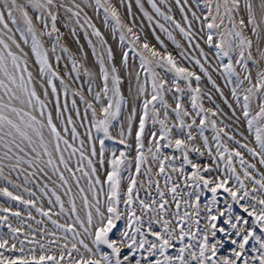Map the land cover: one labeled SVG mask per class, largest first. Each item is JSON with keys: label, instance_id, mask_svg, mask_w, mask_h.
I'll return each instance as SVG.
<instances>
[{"label": "snow or ice", "instance_id": "obj_1", "mask_svg": "<svg viewBox=\"0 0 264 264\" xmlns=\"http://www.w3.org/2000/svg\"><path fill=\"white\" fill-rule=\"evenodd\" d=\"M148 3L164 22L136 0L148 22L180 49V59L159 35L160 48L150 43L111 0H0V194L27 210L24 219L19 208L0 204L6 214L0 224L9 229L7 237L0 233V264H264V170L241 150L264 165V0H203L199 14L188 0H175L179 19L170 15L167 0L168 11L157 0ZM86 8L96 15L102 10L104 27L119 30L118 52ZM61 9L75 21L73 33L83 30L96 61L83 69L91 96L72 90L85 105L83 115L90 111L84 138L67 113L69 84L58 70L61 53H69L79 78L77 57L61 42ZM127 9L131 14V0ZM201 44L214 49L215 67L232 84L234 102L209 72ZM130 55L133 61L138 55L139 65L129 63ZM181 60L207 76L230 117L218 104L205 107V94L215 104L211 92H202L201 74ZM159 69L173 73L171 80ZM71 106L80 116L75 98ZM106 139L122 147L108 148ZM139 176L149 187L143 198ZM153 184L157 196L151 195ZM9 216L19 224L14 227Z\"/></svg>", "mask_w": 264, "mask_h": 264}, {"label": "rangeland", "instance_id": "obj_2", "mask_svg": "<svg viewBox=\"0 0 264 264\" xmlns=\"http://www.w3.org/2000/svg\"><path fill=\"white\" fill-rule=\"evenodd\" d=\"M68 2H70V0H68ZM77 2H80V0H77ZM112 3H116L119 10L121 11L122 17L125 21H130V20H135L136 21V25L137 27L141 30V34L142 36H147V34L145 33L144 28H147L151 34V36L154 38L153 40H150V38L148 39L150 43L155 44L158 48H160L161 46L159 45V43L155 40V35H159L160 38L164 41V43L168 46V49L170 51L173 52L174 55H176L178 57V53L180 51L179 48L176 47V45L168 38L167 34L164 32H161L158 28L157 25H155V23H149L147 17H145L143 15V13L140 11L139 6L136 4V0H131V4H132V9H131V14H129L128 9H127V4L129 2V0H124L123 3H119V0H111ZM183 2V0H182ZM257 2V3H256ZM143 3L145 4V7L148 9L149 12H151L153 14L154 17H156L157 19H160L161 22H164L163 19L161 17H159V15L157 13H155L154 9L151 8V5L148 3V0H143ZM157 3L164 8L165 11H168V8L165 4V0H157ZM168 4H171V12L170 15H174L177 19L180 18V11L179 8L175 5V0H167ZM254 3L258 4L259 0H254ZM188 4L192 5V10H195L197 12V14L200 13V11L204 8L203 5V0H188ZM85 11L88 12V14L92 17L93 21L97 24L98 27L101 28V30L106 34V37L108 39V42L110 44H112L117 52L119 51V44H118V40H119V30L117 29L115 34H112L110 32L109 28L104 27L103 24V11L101 10L99 15H96L93 11V9L91 8H86ZM70 15V13L68 14ZM94 15V16H93ZM57 26L60 29V32L62 33L61 36V42L64 43L69 49H70V53L73 56H76L78 59V65H80V73H79V78H76V72L75 70L72 69V60L71 57L69 55V53H61L62 55V60L58 66V70L60 71L61 75H63L65 77L66 83L69 84V92H68V104H69V108L67 109V113H72L73 114V120L76 122L77 124V129L78 131L81 133V137L84 138L85 134H86V128L90 125V111H89V117H85L83 115L84 113V108L85 105L83 103V101H81L79 99V92L76 93L75 97H73V89L74 88H82L84 94L86 96H91V93H88L87 91V85H88V77L85 75L84 73V67H87L89 65L92 64H96L95 61V57L92 53L91 47L87 44V39L84 37L83 34V30L79 29L77 27V31L75 33L72 32V28L76 27L75 25V21H70L67 20L65 18V13L64 10L61 9L59 16H58V20H57ZM169 28H171L172 26L169 24L167 25ZM155 27L156 28V33L154 34L152 32V28ZM91 31V30H89ZM173 34L176 36L177 40H179L181 42V44L188 49V51L191 53V55H198V52L193 50L192 46L187 44V38L183 37L181 33H179L178 30H174ZM76 36H79L80 39L77 42L76 40ZM82 44L84 45L83 49L81 50L79 48V45ZM201 46L204 48L205 53H207L209 55V59L211 61V64L206 63V66L209 67V72L211 73L213 79L216 80L217 84L220 85V89L223 90L224 95L228 98L229 102H234V98L231 96V92L230 89L232 87V84H229L225 81L224 75L221 74L222 69L220 71H217L215 65H216V61L215 59H213L214 57V49L210 48L209 46H207L206 44H201ZM86 54V55H84ZM255 54V53H254ZM178 59H180L178 57ZM225 62H226V58H225ZM129 63H135V65H139V58L138 55L135 58V61L132 60V57L130 55V60ZM181 63L183 66H188L190 68L194 67V65L192 63H190L189 61H183L181 60ZM65 65H67V67H65ZM137 70H139L137 68ZM194 70H196L198 73L201 74V89L202 92L207 93V92H211L213 100L215 101V104L210 101L207 97V95H204L203 98V103L205 105V107H215L216 104H218L220 106V108L223 110V113H227L228 117L231 116V112L229 110V108L227 107V104L224 102V98L221 97L219 95V92L213 87V85L211 84V82L207 79V76L204 75L202 72H200L198 66L194 67ZM159 71L162 72V74L165 75V77L169 80H171L173 73L167 72V70L165 69H159ZM253 71L255 72V69H253ZM69 73H71V75H69ZM141 76H143V73H141ZM194 80V78H193ZM233 81H235V78H233ZM181 83V87H184L185 82L183 81V79L181 78L180 80ZM57 84L59 86V81L57 80ZM135 85V81L133 80V86ZM194 86H195V82H194ZM122 91L124 92L125 96H128V81L124 80L122 82ZM59 90L61 93V99L63 101V86H59ZM75 98L77 100V106L79 107L80 111H81V115L77 116L75 115V111L71 106V100ZM183 100L185 102V104L187 105L189 103V95L187 92V89L185 90V95L183 96ZM237 108H239V105H235ZM190 107V106H189ZM191 110V109H190ZM124 111H127V109H125ZM66 113V114H67ZM122 118V117H121ZM175 117H173L174 119ZM215 118V117H214ZM226 122L229 124L234 123V119H228L227 117H224ZM81 121H83V123H81ZM218 124H219V119L217 120ZM69 127H71V125H69ZM134 129L136 128V124L134 123L133 125ZM152 128L151 122L149 121L148 125H146V133ZM195 127L193 128V131H195ZM92 132H93V136L95 137L96 132H95V128H92ZM205 134L209 136V140L210 143L212 142V136H213V130L211 128H207L205 130ZM246 136H249L248 133H245ZM252 140V137L249 136V141ZM197 142L199 143L200 140L198 138ZM248 142V141H246ZM79 144V141H77V146ZM105 144L108 148H112V147H122L121 145H119L118 142H114L112 140H105ZM89 145H86V147H88ZM230 146H235L234 144H230ZM213 147H214V143H213ZM97 149H99V144L97 142ZM147 149L145 148V151ZM245 156L252 162V163H256L257 167L260 168L261 170H264V165H260L258 160V157H252L250 153L247 152L246 149H241ZM134 151V149H133ZM168 152L171 153L172 150H166ZM178 155V153H177ZM193 156V158H195V154H190ZM95 159V158H94ZM203 160L208 161L209 157L207 155H205L203 158ZM75 160L76 157H73L72 159V163L75 164ZM149 162H151V159L149 158ZM210 162V161H209ZM237 168L239 171H242V169L239 168V163L237 160ZM103 171V169H101V172ZM134 171V168H133ZM141 172H143V168L141 169ZM256 174V173H254ZM125 176L128 175L127 172L124 173ZM13 179H17V177L15 176V174L13 173L12 175ZM138 180H144V184L139 186L140 187V196L143 198L145 197V195L149 192V187L147 185V177L144 176H139L137 177ZM157 179L160 180L161 183V187H163V178L162 177H157ZM22 182V181H21ZM4 186V183L2 181H0V187ZM249 187H251V185H249ZM151 195L152 196H157L158 193L155 190V185L153 184L151 186ZM23 195H25V198H28L27 193H23ZM208 195H210V193H208ZM218 199H223V197H218ZM79 203V201H77ZM47 203V201L45 200V204ZM0 204H3L4 206H10L12 207L14 210L16 208H19V210L21 212L25 213L24 219H27V215H26V208L25 206H23L22 204H19V202L16 201H12L9 200L8 198L4 197L2 194H0ZM6 215L3 211H0V216H4ZM33 215L36 217L37 220L40 219V216L38 213H36L33 210ZM9 220L12 223V225L15 227L19 224V219L14 217V216H9ZM28 223L32 225L33 228L38 229L39 227H41V225H37L35 223V221L32 220H28ZM120 224H122L123 222H118ZM49 227L51 228V224L49 223ZM259 231V230H258ZM0 233H3L6 237L9 234V229L7 227V224H0ZM223 234H221L222 236ZM249 251L247 252V255L249 257H251L252 255H254V253H252L250 251L251 248V243L246 246ZM226 250V249H225ZM3 251V250H0ZM5 255H9V253L7 251H5ZM73 255L75 256V253H73Z\"/></svg>", "mask_w": 264, "mask_h": 264}, {"label": "bare ground", "instance_id": "obj_3", "mask_svg": "<svg viewBox=\"0 0 264 264\" xmlns=\"http://www.w3.org/2000/svg\"><path fill=\"white\" fill-rule=\"evenodd\" d=\"M256 3H257V2H256ZM93 16H94V15H93ZM144 30H145V33H146L147 36H148V39L150 38V40H153L154 38L151 36L149 30H148L147 28H144ZM152 44H153V43H152Z\"/></svg>", "mask_w": 264, "mask_h": 264}]
</instances>
